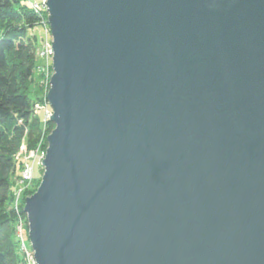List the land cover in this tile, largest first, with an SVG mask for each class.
<instances>
[{
    "label": "water",
    "instance_id": "95a60500",
    "mask_svg": "<svg viewBox=\"0 0 264 264\" xmlns=\"http://www.w3.org/2000/svg\"><path fill=\"white\" fill-rule=\"evenodd\" d=\"M37 264H264V0H46Z\"/></svg>",
    "mask_w": 264,
    "mask_h": 264
},
{
    "label": "trees",
    "instance_id": "16d2710c",
    "mask_svg": "<svg viewBox=\"0 0 264 264\" xmlns=\"http://www.w3.org/2000/svg\"><path fill=\"white\" fill-rule=\"evenodd\" d=\"M40 19L25 0H0V264H23L14 236L16 215L11 207L19 166L14 154L23 136L31 147L43 127L50 133L54 126L48 120L43 124L42 116L33 115L31 109L37 99L30 96L37 65V38L30 35V30ZM38 184L39 180L33 182L23 200Z\"/></svg>",
    "mask_w": 264,
    "mask_h": 264
},
{
    "label": "rangeland",
    "instance_id": "374dc122",
    "mask_svg": "<svg viewBox=\"0 0 264 264\" xmlns=\"http://www.w3.org/2000/svg\"><path fill=\"white\" fill-rule=\"evenodd\" d=\"M28 7L32 9V11L36 15H40L41 19L36 25L31 28L30 35H35L37 38V47H36V63L34 69V82L31 84L30 88V96L31 98H37L35 99L34 103L32 104V114L33 115H41L43 124L50 121V117L52 114V110L47 102L46 95L49 89V81L53 74L52 69V58L51 61L48 59L47 61L42 57L43 52L45 51V44L52 43V36L50 32V27L47 22L48 17V8L47 4L44 2L45 0H25ZM36 2V4H32L33 2ZM1 34V30H0ZM52 48V47H51ZM49 55V54H48ZM43 59L45 61V70L44 72L41 71V64H43ZM43 64V65H44ZM21 123V121H19ZM52 123V122H51ZM45 126V125H44ZM54 128V126H53ZM47 130V129H46ZM27 132V128L25 129V133ZM49 132H46L44 127L42 129V132L39 133V138L36 143H34L33 146L29 147L26 136H23L21 138V142L19 144V147L17 149V152L14 154V160L19 163L18 166V176L15 180V183L17 180L20 179L21 172H23L24 169V162L28 161L30 167L32 168V178L28 182H23L19 187H24L21 198H19L17 207L14 206L15 202V191H13V201L11 204V207L14 209V213L16 215L15 223H14V236L17 240V248L18 253L21 256L22 263L27 264L29 260H31V264H37L34 258V250L31 247V243L28 238V221L26 217V213L24 212V192L27 189H31L33 187V182L39 180V183L41 181V177L44 172V168L42 165V159L45 158L46 149H47V136ZM32 152L33 154L26 158L29 154V152ZM23 162V164H22ZM39 185V184H38ZM38 186L36 187L35 191L37 190ZM34 191V192H35ZM33 192V193H34ZM31 193L30 195H32ZM27 195V196H30ZM26 196V197H27ZM25 197V198H26ZM24 198V199H25ZM20 236L22 237V241L20 239ZM29 264V263H28Z\"/></svg>",
    "mask_w": 264,
    "mask_h": 264
},
{
    "label": "built area",
    "instance_id": "2783aa9c",
    "mask_svg": "<svg viewBox=\"0 0 264 264\" xmlns=\"http://www.w3.org/2000/svg\"><path fill=\"white\" fill-rule=\"evenodd\" d=\"M46 1V0H45ZM44 1V2H45ZM32 4H36V2L34 1ZM44 47H45V51L43 52V54H42V57L47 61L48 59H50V61H51V58L53 57V50H52V46H51V44H50V42L48 43V44H45L44 45ZM49 54V55H48ZM44 59H43V61H44ZM45 63V61L43 62V64ZM43 64H41V71L40 72H44V70H45V68H46V66H45V64L43 65ZM33 153L30 151L29 152V154H28V156L26 157V158H28L29 156H31ZM22 164H23V162H22ZM24 171L23 172H21V176H20V179L19 180H17V183L19 184V186L23 183V182H28L31 178H32V168L30 167V165H29V163H28V161H25L24 162ZM25 187V186H24ZM24 187H18L16 184H15V200H14V202H15V204H14V206L15 207H17V205H18V201H19V198H21V193H22V191H23V189H24ZM20 239H21V241L23 240L22 239V237L20 236ZM30 262H31V260H29ZM28 261V263L29 264H31L30 262ZM27 263V264H28Z\"/></svg>",
    "mask_w": 264,
    "mask_h": 264
},
{
    "label": "bare ground",
    "instance_id": "6f19581e",
    "mask_svg": "<svg viewBox=\"0 0 264 264\" xmlns=\"http://www.w3.org/2000/svg\"><path fill=\"white\" fill-rule=\"evenodd\" d=\"M15 184L19 187V184L17 182Z\"/></svg>",
    "mask_w": 264,
    "mask_h": 264
}]
</instances>
